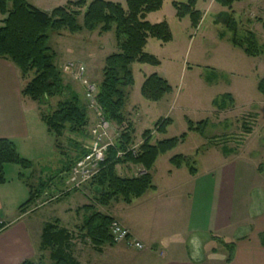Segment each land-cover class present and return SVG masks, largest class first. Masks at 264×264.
<instances>
[{"label": "trees", "instance_id": "16d2710c", "mask_svg": "<svg viewBox=\"0 0 264 264\" xmlns=\"http://www.w3.org/2000/svg\"><path fill=\"white\" fill-rule=\"evenodd\" d=\"M219 6L231 10L233 4L242 0H214ZM164 0H125V7L119 3L105 0H76L68 1L64 6H58L50 12H44L29 3V0H0V59L14 64L23 80L28 79L21 91L23 98L41 105L50 98L64 96L56 109L48 114L40 112L42 122L49 134L54 136L55 149L58 151V141L67 131L80 134L88 125L86 108L81 104L77 94L63 85L61 73L56 65V54L49 47V38L52 33L67 31L78 34L83 31L98 32L99 35L113 33L116 53L107 56L104 61L102 80L98 85L95 101L102 110L103 119L118 128L116 138L107 146L103 162L99 171L92 180L85 185L94 193L89 204L81 207L78 213H83L81 223L73 228L66 229L59 220L48 222L43 226L40 251L41 257L37 262L24 261L21 264H47L45 253H48V264H80L74 256V242H88L94 250L100 252L105 246H114L109 227L114 219L102 214L97 207L105 208L111 203L122 201L131 204L134 199L142 197L146 192L153 190L151 171L160 156L166 155L184 143L187 135L164 139L152 144L153 134H165L172 124L168 118L159 119L153 129L142 133V142L135 148V128L124 116V109L128 100L126 90L134 86L132 66L140 64L157 68L160 61L146 52V46L151 39L162 45L173 40L171 28L166 21L152 24L147 16L158 12L163 7ZM197 0H188L186 3H172L175 16L179 20L188 18L191 28L197 29L202 15L196 10ZM82 17V24L78 18ZM264 31V21H260ZM216 24H221L220 38L230 34V44L250 58L263 54L264 48L259 44L252 32L237 33V23L231 14L218 15ZM221 76L214 72L207 75L206 82L214 83ZM172 91L169 82L153 72L144 77L140 88L141 97L149 102L158 103ZM258 93L264 97V79L257 84ZM68 93V94H66ZM233 104L230 94H225L213 100L212 105L218 110H225ZM188 132L203 136L209 125L208 120L198 123L186 118ZM78 145L77 143H75ZM80 152L69 157L61 152L59 168L55 175H47L36 183L33 178L34 164L22 158L15 144L8 139H0V185L6 182L4 168L6 165L18 166L22 173L19 179L28 188V199L19 211H34L40 198L54 197L60 201L72 192L65 185L64 175H68L75 163L87 154V150L77 147ZM232 150L222 147V154L228 155ZM192 159L185 155H175L169 159L175 169L187 168L191 175L197 170L192 165ZM132 164L140 166L144 173L136 177L126 178L117 174L119 165ZM30 171V176L25 173ZM49 202V201H48ZM1 230V227H0ZM264 240V234L261 236ZM212 239L227 252L226 263L234 258L235 244L212 236ZM215 251V249H213Z\"/></svg>", "mask_w": 264, "mask_h": 264}, {"label": "rangeland", "instance_id": "374dc122", "mask_svg": "<svg viewBox=\"0 0 264 264\" xmlns=\"http://www.w3.org/2000/svg\"><path fill=\"white\" fill-rule=\"evenodd\" d=\"M50 1L42 0L41 10L54 9L62 4V0ZM187 1L164 0L161 12L154 18V20L166 21L169 24L173 40L164 48H161L162 44L157 40H149L146 52L160 61L161 66L158 69L140 64L132 66L135 85L126 90L128 100L124 116L135 128L137 146L142 142V133L153 129L159 119L172 120L165 134H153L152 144L164 139L179 137L185 133L187 135L185 142L167 155L188 156L192 159V165L202 172L206 166L211 165L207 160V155L222 154V147L232 150L233 153L225 156L232 159L231 163L237 165V175H239L236 181L234 213L237 216L243 213L259 214L260 211L263 213L264 97L258 93L257 84L259 80L264 79V51L256 58L245 56L241 50L230 44L228 41L230 34L224 38L219 37V33L224 30L221 24H216V21L220 14H231L237 23V33L241 35L248 31L252 32L264 48V31L260 23L264 21V0H242L233 4L231 10L219 6L214 0H197L196 10L202 15L197 29L191 28L188 18L179 20L175 16L172 3L184 4ZM78 23L82 24V17L78 18ZM49 47L56 54L55 61L60 70L63 85L77 94L81 104L86 108L88 125L80 134L66 131L57 140L58 151L55 147L51 149L48 144V139H52L55 145L54 136L43 138L41 148L39 146L34 155L38 157V161L33 162L35 170L43 173V180L47 175L56 174L55 169L59 168L57 165L61 160L59 152L74 157L80 152L77 147L87 150L91 146V131L99 124L100 111L103 117L100 107L96 109L90 106L85 97V87L70 75L63 73V67L68 62L82 65L86 70L87 81L96 86L97 93L98 85L102 80L104 61L107 56L117 52L114 34L99 35L97 31L93 33L83 31L78 34H71L67 31L52 33L49 38ZM150 71H157L165 77L172 88V91L159 103L146 101L140 94L142 76L144 73L147 76L150 75ZM211 72L221 77L210 84L206 82V78ZM225 94L232 96L233 104L227 106L225 110H218L212 102L215 98ZM65 98L66 95L50 98L45 104H37L38 109L48 114L54 111L57 104ZM186 118L194 123L202 120L209 121L203 136L188 132ZM109 125V138L106 142H113L118 128L115 124ZM164 158H160L157 164L159 172L162 171ZM211 163L210 167L216 165V162ZM29 173L26 172L25 175L28 177ZM79 192L87 193L89 197L94 194L90 188L85 186L72 193ZM76 197L80 201L85 199L82 194ZM48 201L51 203L56 200L54 197L51 199L42 197L36 205L40 206ZM73 201V199L65 201L63 207L74 206ZM243 231L246 229L239 233ZM246 233H249V230ZM74 244L76 255L78 249H83L84 242L76 239ZM121 244L128 250L132 249Z\"/></svg>", "mask_w": 264, "mask_h": 264}, {"label": "crops", "instance_id": "0c3cea01", "mask_svg": "<svg viewBox=\"0 0 264 264\" xmlns=\"http://www.w3.org/2000/svg\"><path fill=\"white\" fill-rule=\"evenodd\" d=\"M41 1L29 0V3L41 10ZM68 1L76 0H62L60 6ZM105 1L125 7V0ZM50 10L52 8L42 11ZM160 12L149 14L147 21L160 23L161 20H154ZM2 19L0 16V21ZM155 73L162 76L157 71ZM145 76L144 73L141 85ZM26 83L14 64L0 59V139L12 141L19 155L33 163L38 161L34 155L39 146L41 148L43 138L52 135L41 120L37 103L22 97L21 91ZM48 140L53 149L52 139ZM137 145L135 143V148ZM171 157L166 154L157 159L151 171L153 190L134 199L131 204L117 201L105 208L97 207L100 213L118 221L145 249L134 252L118 244L105 246L97 252L84 242L83 249L74 254L77 261L80 264H264V240L261 237L264 234V212L240 216L234 213L239 175L232 159L219 153L209 154L207 160L211 165L216 162V165H205L203 172L196 169V174L191 175L185 167L173 168L169 163ZM160 158L164 160L159 172ZM4 172L6 182L0 185V217L4 223L0 230V264L37 262L41 257L43 226L59 220L62 227L73 230L83 219V213L78 211L89 204L90 197L84 192L71 193L60 201L41 204L34 211H19L29 194L19 179L22 171L18 166L6 165ZM32 172L31 182L37 183L43 173L35 168ZM116 172L126 178L136 177L137 172L144 173L140 166L132 164L119 165ZM36 173L40 176H35ZM80 194L85 199L80 201L76 197ZM69 199L74 200V206L63 207ZM243 229L249 233H239ZM212 236L235 244L234 258L230 263H226L227 252ZM44 257L48 264V253Z\"/></svg>", "mask_w": 264, "mask_h": 264}, {"label": "built area", "instance_id": "2783aa9c", "mask_svg": "<svg viewBox=\"0 0 264 264\" xmlns=\"http://www.w3.org/2000/svg\"><path fill=\"white\" fill-rule=\"evenodd\" d=\"M62 71L85 87V97L89 101L90 106L98 109L97 107L99 106L95 101L97 88L87 81L85 68L77 63L68 62ZM98 115L99 124L91 131L92 141L91 146L87 149V154L75 163L67 176L64 175L65 185L69 191L80 190L92 180L99 171L100 163L104 160L107 146L112 144V142H106L109 138L108 130H110V125L101 117V111ZM0 227L1 229L4 228L1 217ZM109 233L116 244L123 243L127 247L137 251H143L145 249L144 245L132 238L129 231L116 220L111 223Z\"/></svg>", "mask_w": 264, "mask_h": 264}]
</instances>
